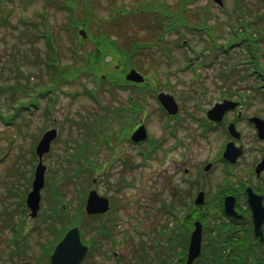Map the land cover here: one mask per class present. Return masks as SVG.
Returning a JSON list of instances; mask_svg holds the SVG:
<instances>
[{
  "label": "rangeland",
  "instance_id": "374dc122",
  "mask_svg": "<svg viewBox=\"0 0 264 264\" xmlns=\"http://www.w3.org/2000/svg\"><path fill=\"white\" fill-rule=\"evenodd\" d=\"M4 1L5 4L0 0V12L4 11L5 19L4 26H0L2 115L14 113L21 103L26 105L32 102L36 99L38 90L46 89L52 84L48 75L50 67L47 66L50 61L49 48L45 38L40 37L43 29L42 15L52 32L53 47H57V52L52 49L54 56L63 69L69 71L71 63H81V52L91 51L93 54L96 41H101L103 47L95 55V65L100 70L98 78L94 75L85 76L84 73L78 76L67 74L66 79H57V87L53 90L56 97L54 102L48 98H38V108L33 107L32 113L23 110L14 124L6 125L0 120V193L3 197L2 187L5 182L10 189H14L11 194L13 197L9 199L5 195L3 199L6 209L14 206V200L18 202L20 187L30 177L28 174L32 171L30 167L33 158L28 153V147L34 141L32 136L37 135L40 128L50 126L56 127L59 132V137L51 146L52 154L45 159L48 186L46 187V183L38 218L27 221L23 216L24 210L20 211L18 206L9 218L3 217L0 220V264L18 261L23 264L44 263L41 254H45L58 235L55 232L48 233L51 227L47 218L50 206L56 202L60 206L65 205L70 214L73 213V220L81 221L84 227L90 228L89 233L85 231L88 235L96 234L98 219L86 221V217L76 213V208L85 205L91 188L111 199V206L118 217L114 218L116 227L111 240L101 239V252H94L85 264H117L118 261L140 264L137 256L139 243L136 242L144 239L142 245L146 249L156 240L159 244L160 241L163 242L158 239L156 231L163 224L169 226L170 219L166 215L164 204L176 203L172 200V194L177 182L175 179H168L172 169L170 160L165 164L153 162L143 166L139 162V151L136 153L138 149L132 150L125 144L123 156L128 161L137 162L139 166L132 170L133 167L128 168V163H118L120 160H117V156L112 157V152L102 147L104 138L110 135L109 131L118 130L128 121V118L118 116V109L127 104L132 94L140 98L147 92L150 93L144 98L147 113L144 122L156 140L164 136L163 124L153 102L159 91H169L181 103L185 99V104L180 107L185 118L187 115V129L193 122L188 114H197L199 108L205 109L230 90L240 93L237 98L252 103L254 106L251 109L264 115L263 89L256 93L249 88L260 85L259 79L257 75L249 78L248 70L243 67L257 66L264 72V41H248L238 48L232 47L230 42L231 38H236L234 30L241 29L252 39L264 38V0H223V8L214 0ZM237 2L241 3L240 7L236 5ZM66 16L73 18L77 29L81 27L84 30L85 38H73V31L65 26L70 22ZM207 33L213 35L214 41L207 37ZM74 42L79 47H74ZM133 42L140 45L135 46ZM249 42L253 44L248 49ZM214 45L222 48L214 50ZM132 48L134 55L123 58L119 50H124L125 54ZM76 49L77 56L74 54ZM131 69L142 73L144 82L148 81L149 84H130L132 86L120 88L119 83H128L125 74ZM104 75L109 77V82L105 83ZM29 86H34L37 92H29ZM86 90L93 91L88 93ZM47 108L51 113L48 117L45 114ZM53 118H56L55 124L50 122ZM128 128L129 126L122 133H126ZM81 144L88 145L87 152L79 150ZM213 146L216 147V144L213 143ZM208 150V147L202 145L198 158H203ZM67 152L70 156L73 155V164L68 162ZM79 153L86 156V164L82 162L83 156L75 159V155ZM103 159L108 160L109 165L101 170ZM112 159L117 164L111 163ZM78 163L83 167H78ZM15 167L23 170V174L19 173L14 178L9 171ZM93 177H97L98 181L91 185ZM208 178L219 182L222 175L220 171H216ZM125 180L127 183H122ZM161 196L167 199L162 201ZM141 203H145L144 208ZM145 209L146 216H143ZM105 219L101 218V223L103 220L106 224L109 222ZM5 220L7 225L14 221L19 222L17 227H25L18 241L20 252H17L15 243L6 244L13 229L17 227L6 228ZM44 242L46 243L42 248L41 244ZM12 251L16 253L12 254ZM153 259L151 257V261Z\"/></svg>",
  "mask_w": 264,
  "mask_h": 264
},
{
  "label": "flooded vegetation",
  "instance_id": "af4514ba",
  "mask_svg": "<svg viewBox=\"0 0 264 264\" xmlns=\"http://www.w3.org/2000/svg\"><path fill=\"white\" fill-rule=\"evenodd\" d=\"M131 100L134 101V98ZM233 100L228 97L217 98L206 106L205 109L199 108L197 114H188V118L193 120L192 125L190 124L191 126L188 129L185 128L187 115L185 118V115L182 113L183 109L180 107V105L185 104V99L182 100V103L178 102L179 109L175 115L168 114L162 105L156 103L159 114L157 115L161 118L164 136L162 139L156 140L147 129V138L140 141L134 140L132 134L141 122H144L145 118L143 117L145 115L143 114L140 122H138V114H135V105L131 103L132 108H130L131 111L127 117H130L129 120H132L133 123L130 124L124 134L122 131L127 129V127L116 130L114 141L110 137L108 145L104 141V144L102 143L104 146L102 147L110 150L112 157L117 156V160H120L118 163H128V168L133 167L131 169L134 170L137 162L128 161L129 159L123 156V146L125 144L129 145L132 150H137L140 144L146 142L151 143V146H161H157L158 151L155 150L153 154L149 151L144 153L140 150L141 162L148 160L147 162L153 163L156 160L158 164H165L167 160H170L172 169L168 175V179H175L177 182L173 190L172 200L178 202V207H185L187 196L189 200L194 201L196 195L199 192H203L205 202H211V205L206 206V204H203L196 206V214H202L203 211H207V208L214 211L217 222L219 224L222 222V225H226L227 237L231 239L229 242L230 247L243 244L246 249L253 252L254 258L258 256L257 259H261L264 256V222L261 227V235H256L248 191L252 190L257 195L254 197L256 206L259 207V202L262 201L264 207V138L259 136L260 131L264 129V115L257 110H252L251 107L254 106L252 103L237 101V104L233 105ZM214 106H222L219 109L224 110V113L220 115L219 113H212V116H209V112ZM41 136L42 134L40 138ZM213 143L216 144V147L213 146ZM202 145L208 147L209 150L203 158L199 159L198 153ZM121 146L122 148H120ZM195 147H197V150L194 151ZM227 149L228 152L226 151ZM237 150L241 153L238 158L232 161L225 159V157L235 153ZM50 153L45 154L43 159H47ZM136 153H138V150ZM160 156L161 160H159ZM111 163L117 164L114 159H112ZM108 165V160L103 159L101 161L102 168H106ZM206 167L209 169L206 170ZM218 170H221L223 173L222 181L217 182L212 178H208L213 171L216 172ZM9 173L11 172L9 171ZM224 173L228 176L225 177ZM1 179L2 177L0 176V184ZM3 185V197L0 193V220L3 217L9 218V215L13 210L16 211L18 206L20 211L24 210L23 216L27 221L36 220L40 209L37 216L31 218L29 215L30 211L26 205L27 193L30 189L24 195L25 188L20 187L22 190L20 199L18 202L14 200V206L6 209L3 199L5 195L9 199L13 195L10 193L8 183L5 182ZM186 185H193L190 194L187 196L185 191ZM218 185H226L227 187L215 194ZM4 223L6 224L7 221L5 220ZM16 224H19V222L14 223V221H11V224H6V228L12 229L14 226L17 227ZM18 228L20 227L18 226L14 229ZM214 230L218 231L219 228L217 227ZM214 230L208 229L207 226L203 227L202 239L204 235L208 234V232L212 233ZM206 242L207 239L203 240L202 243ZM210 245H213V254H217V251H215L216 246L212 243ZM248 259L250 258L248 257Z\"/></svg>",
  "mask_w": 264,
  "mask_h": 264
},
{
  "label": "water",
  "instance_id": "95a60500",
  "mask_svg": "<svg viewBox=\"0 0 264 264\" xmlns=\"http://www.w3.org/2000/svg\"><path fill=\"white\" fill-rule=\"evenodd\" d=\"M220 2L219 0H216ZM79 33L83 38L86 37L83 30H80ZM126 78L131 81L140 82L142 77L135 71L131 70ZM159 99L162 104L168 109L169 112L174 113L176 111V104L173 101L172 97H169L164 94H159ZM55 136V130L49 131L44 134L41 141L36 147V152L39 154V157L43 153L48 152L49 143L51 139ZM137 136L138 139L144 138L145 133L143 127L138 129L134 137ZM44 182V166L41 161L36 167L35 178L33 181V190L29 193L27 198L28 207L32 210V215L35 216L37 209L39 207L40 194L39 191L43 186ZM108 209V200L104 197L99 196L94 190H91L88 194L85 211L88 214L103 213ZM200 248V225L196 224V229L192 233L188 260L187 263L191 264L193 259H195L199 253ZM87 247L83 245L80 241L79 231L77 227L70 229L63 239L55 247L49 264H79L87 252Z\"/></svg>",
  "mask_w": 264,
  "mask_h": 264
},
{
  "label": "trees",
  "instance_id": "16d2710c",
  "mask_svg": "<svg viewBox=\"0 0 264 264\" xmlns=\"http://www.w3.org/2000/svg\"><path fill=\"white\" fill-rule=\"evenodd\" d=\"M66 17H67V19L69 18L70 22H69V24L66 23L65 26H67V28L70 31H73V38L79 37L77 35V33H76L77 32V26L74 25L73 18L72 17H68V16H66ZM42 18H43V21H42L43 29L41 30V36L40 37L45 38L46 43L48 45L47 47L49 48V53H50V61H49V64H50V66L52 68L51 76L52 77H55L56 79H59V78L66 79V77L68 76L67 74H70L71 76H78V74L84 73L85 76L94 75V77H97L98 78V76H99L98 75V72L100 70L95 65V57H96L95 55L103 47L102 42L101 41H96V47H95V50H94L93 54L91 53V51H88V52L83 51V52H81V57H82L81 63H79V64L77 62L71 63V69L69 71H67L64 68L65 71L67 72V73H65L64 69L60 66V63L56 61V57L54 56V53H53V50H52V49H54L55 52H57V47H53V44H52V41H53L52 38H51V37H53L52 36V32H51V30H49L48 25L46 23V19H45V17L43 15H42ZM76 24H77V22H76ZM35 36H36V34H35ZM80 40L82 41L81 38H80ZM133 44L135 46H138V44L135 43V42H133ZM73 46L74 47H79V45L76 42H74ZM77 50L78 49L74 50V54H76V56L78 55ZM120 52H121L123 58H130L131 56L134 55V48H132V50L130 52L129 51H126L125 54L123 53L124 50H121ZM57 60H58V56H57ZM235 71H237V70L235 69ZM70 77L67 79V82H69ZM108 79H109V77L105 76V79L104 80L107 81ZM89 219L92 220V219H101V218L88 217V221H89ZM82 227H83V229L86 232L89 233V229L90 228H87V227H84V226H82ZM95 229H96V227H95ZM103 229H105V227L101 224V221H100L99 224H97L96 234H99L101 236V231ZM105 230H106V232H110V228H107ZM86 232L83 231L85 237L87 236V233ZM90 236L92 237V242L90 243V246H91V251H93V249H95V247H97L96 241H95L96 238H95V235H93V234H90ZM99 238L101 239V237H99ZM236 247H237V251L239 253H241V254L238 255V256L236 255V257H234V261H232V263H230L228 261H223L222 264H229V263L230 264H246V263H244V259L246 260V251L243 250L240 245H237ZM232 251H233V249H232Z\"/></svg>",
  "mask_w": 264,
  "mask_h": 264
}]
</instances>
